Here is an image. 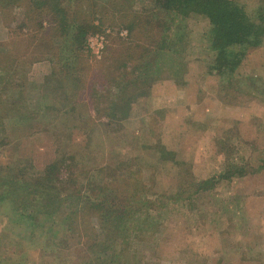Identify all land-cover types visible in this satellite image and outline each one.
Here are the masks:
<instances>
[{
    "label": "rangeland",
    "instance_id": "rangeland-1",
    "mask_svg": "<svg viewBox=\"0 0 264 264\" xmlns=\"http://www.w3.org/2000/svg\"><path fill=\"white\" fill-rule=\"evenodd\" d=\"M94 1L83 8L98 28L88 36L84 57L74 67L60 65L62 40L55 37L64 35L46 42L30 37L28 46H33L35 57L15 59L29 68L27 100L23 114L0 120V173L18 180L19 199L34 193L27 191L31 183L25 179L42 178L46 172L47 188L62 187L63 178L70 184L58 195L63 198L61 210L37 213L43 215L37 242L29 236L30 223L13 216L17 214L9 203L13 198L0 201V264L90 262L78 227L74 230L78 235L71 234L67 226L61 227L58 215H70L72 223L81 222L73 215H91L83 208L86 203L80 204L83 195L99 179L116 186L108 177L113 174L122 186L129 183L123 187L127 193L135 183H144L150 192L141 195L154 202L136 215L125 264H264V46L250 52L234 72L219 75L211 72L213 53L203 38L209 23L190 20L185 48L176 54L177 70L171 71L175 60L171 64L167 55L154 58L152 51L147 52L150 57L138 60L142 67L133 75L145 82L140 98L127 115L119 111L115 117L107 114L114 99L108 91L117 92L121 73L130 70L133 61L126 59L128 67L123 68L125 59H115V51L132 41L128 25L148 1ZM238 1L251 14L260 3ZM120 5L125 12L116 10ZM10 20L11 13L0 11L1 47L9 38ZM23 31L27 36L38 29ZM54 33V28L41 32L46 38ZM96 35L105 38L100 55L89 42ZM172 44L176 51V40ZM222 138L233 139V148L222 152ZM161 148L174 152V160L165 158ZM231 155L247 162V173L215 179L213 187L199 189L200 183L224 169L223 161ZM40 201L45 205L41 196ZM88 219L98 226L94 217ZM52 225L57 228L48 232ZM50 234L65 236L61 243L56 239L50 244L45 238Z\"/></svg>",
    "mask_w": 264,
    "mask_h": 264
},
{
    "label": "trees",
    "instance_id": "trees-1",
    "mask_svg": "<svg viewBox=\"0 0 264 264\" xmlns=\"http://www.w3.org/2000/svg\"><path fill=\"white\" fill-rule=\"evenodd\" d=\"M147 1V5H142L135 11L128 25L133 32L132 41L125 44L124 49L115 51L118 52L115 59H125L121 64L123 68L128 67L129 61L126 59H133V61L131 69L121 73V78L117 81V92L108 91V95L114 99L109 102L108 110L111 111L107 114L113 112L116 117L121 111L122 115H127L129 107L140 98L145 82L136 81L133 75L142 67L138 60L146 58L147 52L152 51L150 56L154 58H157L156 54L160 53L167 55L165 59H170L171 64L175 60L174 65L170 64L171 71L177 70L178 62L176 61L179 59H176V54L185 48L190 20L202 18L209 23V30L203 38L213 53L211 72H217L219 75L234 72L250 52L264 46V0H260L254 14L249 13L245 5L238 0ZM95 3L94 0H0V11L11 13V20L7 23L10 26L9 38L2 43V47L0 45V120L23 114L22 109L26 106L25 90L29 84L27 80L29 68L26 62L22 65L15 59L35 57L33 46H28L31 44L30 37L36 36L39 40L46 42L53 36L64 35V37H55L62 40L61 44H58L60 45V65L64 68L74 67L78 60H81V56L84 57L82 53L85 52L88 36L98 28L87 18L83 8L84 5L91 7ZM115 8L125 12L124 5L115 6ZM15 9L17 11L12 12ZM44 22H47V25ZM50 28H54V35L48 38L43 37L41 32L50 31ZM24 29H31V31L38 29V31L26 36ZM39 35L43 39L38 37ZM173 36L178 46L176 51L172 44L175 40L171 42ZM95 110L103 112L99 107ZM232 141L231 138H222L219 149L223 152L226 147L233 148ZM236 149L234 148V151ZM160 152L167 159L175 158L174 152L168 153L163 148ZM232 155L226 163L223 161L222 169H224L200 183L199 189L213 187L215 179L226 180L234 175L244 176L247 173V162L234 160ZM47 176L46 172L42 178L25 179L27 185L31 183L27 191L33 190L34 193H29L27 198L19 199L18 180H11L6 178L4 173H0V201L4 202L5 198H13L9 200V203L15 206L17 214L16 212L12 214L15 218L26 219L30 223L32 230L29 236L32 240L42 236L36 232V229L38 225H42L39 224V217L43 215H37V213L50 214L61 210L60 202L63 198L59 200L58 195H61V189H67L70 184L69 178H63L59 181L62 187L47 188L45 183L48 181ZM108 177H113L116 186L108 180L99 179L90 185V193L83 195L85 200L80 201V204L86 203V208L85 206L83 208L92 211L91 215H73L75 219L78 216L81 218V222L76 223L69 222L67 218H70V215H58L64 223L61 227L67 226L71 234H76L74 230L76 231L78 227L79 235H76L79 236V242L84 244L86 250L91 253L90 262L87 260L82 264H125L124 257L127 255L128 244L136 233V215H139L144 207L154 205L147 195L144 197L141 195L150 192L144 183H135L133 190L127 193L123 187L128 186L129 183L122 186L115 174ZM38 194H40L39 197H36ZM22 195L25 194L22 193ZM40 196L44 199L45 205H40ZM31 205L35 206V209H32ZM88 216L94 217L98 226L93 225ZM56 228L52 225L48 232ZM49 236H45L48 243L51 244L56 239L61 243L65 234L57 237L52 234ZM34 241L37 242V240ZM93 255L96 256V260Z\"/></svg>",
    "mask_w": 264,
    "mask_h": 264
},
{
    "label": "built area",
    "instance_id": "built-area-1",
    "mask_svg": "<svg viewBox=\"0 0 264 264\" xmlns=\"http://www.w3.org/2000/svg\"><path fill=\"white\" fill-rule=\"evenodd\" d=\"M90 45L94 49V52L100 55L105 47V38L103 35H96L89 39Z\"/></svg>",
    "mask_w": 264,
    "mask_h": 264
}]
</instances>
